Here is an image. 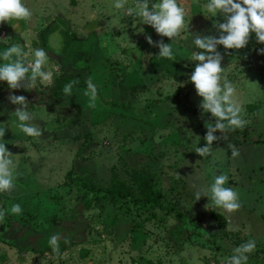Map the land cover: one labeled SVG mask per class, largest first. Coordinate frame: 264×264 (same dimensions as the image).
<instances>
[{
    "label": "rangeland",
    "instance_id": "obj_1",
    "mask_svg": "<svg viewBox=\"0 0 264 264\" xmlns=\"http://www.w3.org/2000/svg\"><path fill=\"white\" fill-rule=\"evenodd\" d=\"M116 2L22 0L31 20L0 24V52L17 35L28 62L37 48L49 53L46 70L53 73L33 89L13 90L0 81V127H7L3 142L16 185L0 192L7 209L0 264H226L236 247L253 239L247 264H264V43L253 33L245 48L218 46L224 77L248 123L243 130H217L226 139L213 141L211 154L201 157L195 149L206 145V125L214 119L200 109L190 80L197 63L191 57L199 51L192 40L196 33L217 35L214 24L223 17L208 14V0H177L186 27L171 42L127 15L135 0L123 9ZM146 35L172 43L175 59L160 57ZM64 64L97 86L94 106L87 88L75 84L71 96H54V75ZM10 93L27 98L41 137L17 127ZM102 108L109 114L95 122L92 113ZM217 174H226L225 186L239 192L238 211L228 213L210 199ZM144 177L162 205L144 202L138 186ZM197 191L209 198L196 200ZM17 203L19 215L10 211ZM55 234H61L59 254L49 244Z\"/></svg>",
    "mask_w": 264,
    "mask_h": 264
},
{
    "label": "clouds",
    "instance_id": "obj_2",
    "mask_svg": "<svg viewBox=\"0 0 264 264\" xmlns=\"http://www.w3.org/2000/svg\"><path fill=\"white\" fill-rule=\"evenodd\" d=\"M126 0H117L116 9H123ZM135 8H128V16L139 17L143 24L150 25L160 37H168L175 41L186 27L185 10L178 6L177 0H160L152 3L149 0H135ZM208 14L212 17L222 16L223 22L214 24L217 35H193L192 43L199 50L192 54L191 61L197 62L190 80L195 86L196 94L200 96V109L203 113H210L214 124L206 125L204 135L206 145L197 147L195 152L201 157L211 154L213 141L226 139L225 136H217L214 133H225L245 127L248 123L243 119L242 107L233 99L235 87L231 81L224 77V67L221 66L223 55L218 46L226 50H239L245 48L253 33L257 43H264V0H208L206 5ZM32 11L22 3V0H0V24L9 23L12 19L31 20ZM142 32V31H141ZM150 45L159 48L158 55L166 59H175L172 43H165L163 39L153 41L151 35H146ZM259 52L264 54V49ZM49 53L43 48L34 50V61L28 62L23 47L18 42L12 43L0 52V81L6 82L9 89H20L31 86L37 80L49 82L53 79V73L47 71ZM223 81V82H222ZM73 83L65 85V96L72 95ZM90 97V106H94L97 99V86L89 78L87 91L84 93ZM8 100L18 105L15 115L19 123L17 127L25 135L41 137L44 130L34 126L31 122L34 116L27 110V98L23 95L9 94ZM7 127H0V192L11 193L15 185L13 175L14 160L11 151L3 142ZM232 156L239 155V149L229 144ZM229 177L226 174L215 175L214 182L210 186V199L217 207H222L226 212L238 211L242 205L239 192L232 187H226ZM208 193H195L196 200ZM209 198V197H208ZM12 214L19 215L23 209L20 204H13L10 209ZM5 211H0V221L5 216ZM61 234L53 235L49 244L53 251L59 254V240ZM67 243V237L64 238ZM256 249V241L249 240L233 250V255L228 258L226 264H247L249 254Z\"/></svg>",
    "mask_w": 264,
    "mask_h": 264
},
{
    "label": "trees",
    "instance_id": "obj_3",
    "mask_svg": "<svg viewBox=\"0 0 264 264\" xmlns=\"http://www.w3.org/2000/svg\"><path fill=\"white\" fill-rule=\"evenodd\" d=\"M16 22H13L12 25H14ZM16 39H19V36L16 35L15 39L13 40L14 42H16ZM19 43L22 44V42L20 41ZM9 47V46H8ZM4 50L7 48V46H3ZM3 50H1L2 52ZM84 62V61H83ZM89 62V61H88ZM71 65H66L64 64V72L61 75H54V85H53V90L52 93L54 94V96H56V98H60L62 95H64L63 93V89L65 87V85L69 84V83H73L77 86L80 87H85L87 88V81L89 80V77L85 76L81 77V72L74 70V73H71L68 67H70ZM72 67V66H71ZM79 69V68H78ZM84 69V68H83ZM79 73V74H78ZM84 75V74H83ZM93 78V77H92ZM94 114L92 117L94 119L95 117V122H102V120L104 119L105 116H108V112L107 109L102 108L99 112L96 113H92ZM113 184V182H112ZM112 186V185H111ZM110 186V187H111ZM138 186L140 187L141 191L143 192L142 194L145 195L144 196V202L148 203V206L152 205H162L160 198H161V194L160 192H158L156 189L153 188L152 183L147 179V177H144L142 179L138 180ZM107 188L106 191L109 192H114L113 189L115 187L112 188ZM4 198L1 194H0V211H5V213L7 214V209L5 208V206L2 204V199ZM146 200H148L146 202ZM5 214V215H6ZM218 217L224 222L225 219L222 215H218Z\"/></svg>",
    "mask_w": 264,
    "mask_h": 264
}]
</instances>
